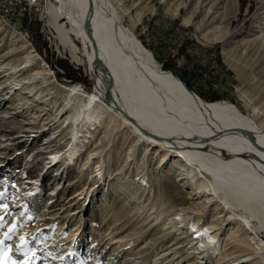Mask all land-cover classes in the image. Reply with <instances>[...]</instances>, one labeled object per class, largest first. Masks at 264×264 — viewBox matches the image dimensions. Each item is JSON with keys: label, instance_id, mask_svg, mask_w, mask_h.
I'll list each match as a JSON object with an SVG mask.
<instances>
[{"label": "rangeland", "instance_id": "obj_1", "mask_svg": "<svg viewBox=\"0 0 264 264\" xmlns=\"http://www.w3.org/2000/svg\"><path fill=\"white\" fill-rule=\"evenodd\" d=\"M111 1L158 65L190 91L264 118V0ZM50 3L60 5L0 0V62L15 66L0 68V264H153L177 242V256L188 255L179 263L189 264L188 238L197 233L192 223H173L174 213L183 208L190 214L195 204L206 207L202 222L227 213L217 197L197 188L208 179L205 173L177 154L160 166L162 154L133 146V134L111 108L85 127L78 152L65 161L74 141L71 117L63 118L73 105L62 114L60 108L71 88L88 94L95 84L88 66L60 45L49 24ZM64 23L70 27L68 19ZM26 41L34 61H26L27 50H21ZM172 60L173 69H167ZM41 67L45 74L27 78ZM57 152L60 158L53 161ZM36 179L37 198L27 190L37 187ZM230 221L228 227L239 224L237 218ZM252 224L249 231L264 241V232ZM185 231L188 241L181 238ZM253 246L241 248L254 253ZM261 255L254 254L255 264H264ZM213 262L214 257L207 264Z\"/></svg>", "mask_w": 264, "mask_h": 264}, {"label": "bare ground", "instance_id": "obj_2", "mask_svg": "<svg viewBox=\"0 0 264 264\" xmlns=\"http://www.w3.org/2000/svg\"><path fill=\"white\" fill-rule=\"evenodd\" d=\"M59 3V6L49 4V24L56 29L60 45L70 52L73 60L88 66L95 84L88 94L76 86L71 88L66 104L60 108L62 114L73 105L72 113L63 118L65 121L71 117L74 141L65 161L69 164L78 152L85 127L97 123L111 108L123 120V127L133 134V146L141 145L145 154L148 151L162 154L160 166L168 156L177 154L190 167L205 173L208 179L199 182L197 188L217 197L229 213L215 212L209 222H202L204 205L195 204L190 214L183 208L177 209L170 220L192 223L193 233H197L195 239L188 238V249L193 254L189 264L198 259L196 264H207L212 257L213 264H255L254 254L261 253L264 257L263 239L249 231L255 222L256 229L264 232V118L243 114L229 101H205L190 91L176 75L158 65L152 52L123 24V16L111 0H59ZM213 8L212 5L206 9V14ZM67 19L70 27L64 23ZM74 37L81 41V48ZM17 40L23 42L22 38ZM30 47L27 41L21 44V50H27L28 62L36 57ZM3 67L15 66L12 62H0V68ZM42 67L47 68L45 63ZM43 68L27 78L45 74ZM80 93L87 94L86 98H78ZM59 153L53 154V161H58ZM94 154H88V162ZM102 166L100 161L95 168L100 171ZM37 181L33 182L37 187L27 189L32 191L28 196H39ZM236 218L239 224L228 227L230 220ZM184 233L181 238L189 237L188 231ZM249 242L255 245L254 253L241 248ZM175 244L167 248V253L156 255L153 264H158V260L161 264H177L186 259L188 255L177 256L180 247ZM194 251L201 255L194 257ZM58 257H63V253Z\"/></svg>", "mask_w": 264, "mask_h": 264}, {"label": "trees", "instance_id": "obj_3", "mask_svg": "<svg viewBox=\"0 0 264 264\" xmlns=\"http://www.w3.org/2000/svg\"><path fill=\"white\" fill-rule=\"evenodd\" d=\"M171 63H173V60H172V62H170V63L168 62V63L165 64V66H166L167 69L168 68L173 69Z\"/></svg>", "mask_w": 264, "mask_h": 264}]
</instances>
